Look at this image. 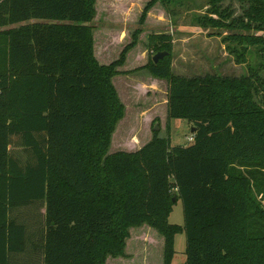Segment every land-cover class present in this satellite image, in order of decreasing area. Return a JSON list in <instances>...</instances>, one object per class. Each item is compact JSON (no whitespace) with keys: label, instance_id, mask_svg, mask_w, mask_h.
Returning a JSON list of instances; mask_svg holds the SVG:
<instances>
[{"label":"trees","instance_id":"trees-1","mask_svg":"<svg viewBox=\"0 0 264 264\" xmlns=\"http://www.w3.org/2000/svg\"><path fill=\"white\" fill-rule=\"evenodd\" d=\"M183 1L152 0L140 22L157 2L167 10ZM204 1L209 15L195 21L199 29L222 28L226 39L264 50V0ZM223 2L247 7L226 23L218 21L231 18ZM94 5L0 0V264L29 242L10 212L40 201L42 264H105L124 255L129 229L142 225L163 237V264H172L181 233L184 264H264V109L254 100L264 80L250 67L240 77L174 75L171 38L153 36L154 52L168 56L144 69L167 81V120L188 121L193 140L171 146L154 135L135 152L109 155L123 110L111 78L139 31L118 60L100 65ZM229 50L246 62V48ZM18 141L25 164L9 149ZM179 200L183 224H171Z\"/></svg>","mask_w":264,"mask_h":264},{"label":"rangeland","instance_id":"rangeland-1","mask_svg":"<svg viewBox=\"0 0 264 264\" xmlns=\"http://www.w3.org/2000/svg\"><path fill=\"white\" fill-rule=\"evenodd\" d=\"M151 1L95 0V16L90 25L93 28V54L100 65L107 66L104 63L110 65L118 60L124 48L132 43L134 32L139 31L135 36V45L127 51L123 64L117 66V74L111 78L123 110L111 134L107 152L109 155L120 151L135 152L154 135L169 137L171 146H186L190 143L189 122L183 119L167 120V81L151 76L144 69L157 54L152 47L155 40H150L153 36L166 35L171 38L172 47L168 53L174 75L240 77L249 74L250 67L251 73L255 72L264 80V50L260 51L261 46L232 42L226 39L231 32L222 28L203 30L196 26L198 18L209 15L210 8L206 1H183L181 5H172L167 10L157 2L141 23V13ZM246 7L245 4L236 2H223L222 10L228 9L231 18L218 19L216 15L210 17L229 23L232 18L242 16ZM159 16L164 18L163 24L157 22ZM120 34L122 40L119 38ZM250 34L254 35V32L251 31ZM233 48L238 51L247 49L245 63L235 61V56L229 50ZM262 87L264 88V84ZM254 98L264 109L262 88H259ZM154 127H157L156 131ZM9 149L22 164L26 163L27 157L19 141L12 143ZM10 217L17 223L26 225L29 240L26 253L15 256L12 264H42L40 244L43 203L40 201L28 207L16 208L10 212ZM168 221L171 224H183L180 200L172 207ZM148 227L142 225L140 228L136 227L138 230H130L125 240L124 255L108 257L105 264H163L164 239ZM141 232L147 233L145 238ZM33 245L36 248L33 249ZM185 248V234H177L174 238L175 257L172 264L185 263Z\"/></svg>","mask_w":264,"mask_h":264},{"label":"water","instance_id":"water-1","mask_svg":"<svg viewBox=\"0 0 264 264\" xmlns=\"http://www.w3.org/2000/svg\"><path fill=\"white\" fill-rule=\"evenodd\" d=\"M168 55L167 52H159L156 55H154V57L152 58L153 63H157L159 60L163 59L164 57H166ZM154 130H157V127H154ZM194 132V128L191 129V133ZM175 198H173L174 201Z\"/></svg>","mask_w":264,"mask_h":264},{"label":"crops","instance_id":"crops-1","mask_svg":"<svg viewBox=\"0 0 264 264\" xmlns=\"http://www.w3.org/2000/svg\"><path fill=\"white\" fill-rule=\"evenodd\" d=\"M159 18H160V19H157V22L160 23V24H163V22H164V18H162L161 16H159ZM162 20H163V21H162ZM121 35H122V34H120V36H119L120 40H122V39H121ZM104 64H105V65H108L107 63H104ZM109 64H110V63H109ZM190 131H191V130H190ZM145 226H147V225H145ZM133 228L135 229L136 227H133ZM133 228H130V229H129V232H130V230H134ZM139 228H140V227H139ZM148 228H149V227H148ZM136 229H137V228H136ZM137 230H138V229H137ZM146 230H147V229H146ZM146 232H147V231H146ZM146 232H141L142 236L145 235L144 238H145L146 235H147ZM150 232H151V231H150ZM141 238H142V237H141Z\"/></svg>","mask_w":264,"mask_h":264},{"label":"built area","instance_id":"built-area-1","mask_svg":"<svg viewBox=\"0 0 264 264\" xmlns=\"http://www.w3.org/2000/svg\"><path fill=\"white\" fill-rule=\"evenodd\" d=\"M192 140H193V137L190 136V137L188 138V141H189V142H192Z\"/></svg>","mask_w":264,"mask_h":264}]
</instances>
